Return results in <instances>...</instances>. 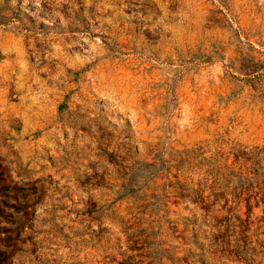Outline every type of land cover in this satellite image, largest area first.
Instances as JSON below:
<instances>
[{"label":"rangeland","instance_id":"374dc122","mask_svg":"<svg viewBox=\"0 0 264 264\" xmlns=\"http://www.w3.org/2000/svg\"><path fill=\"white\" fill-rule=\"evenodd\" d=\"M0 264H264V0H0Z\"/></svg>","mask_w":264,"mask_h":264}]
</instances>
